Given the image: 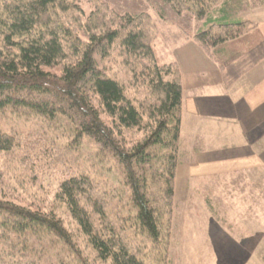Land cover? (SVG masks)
Here are the masks:
<instances>
[{
  "label": "trees",
  "instance_id": "trees-1",
  "mask_svg": "<svg viewBox=\"0 0 264 264\" xmlns=\"http://www.w3.org/2000/svg\"><path fill=\"white\" fill-rule=\"evenodd\" d=\"M163 1L178 14L189 11L204 20L222 0ZM219 12L222 18H209L223 32L217 44L237 39L241 28H256L248 19H232L227 8ZM80 13V4L70 0H0V110H24L35 120L28 134L0 130V154L23 156L28 163L42 159L31 151L33 145L48 158L59 149L53 163L68 169L50 209L0 198V240L10 264H66L62 249L78 264H88L82 245L103 264H146L133 230L161 251L170 246L180 70L176 63L158 61L149 14L114 16L105 5L84 20ZM210 32L196 34L195 40L205 47ZM230 32L236 34L227 36ZM114 50L131 69L130 90L108 75L104 59ZM57 126L69 135L56 136ZM21 136H35L26 142L33 155L26 154ZM84 140L112 161L125 185L119 194L86 163ZM61 209L73 228L57 212Z\"/></svg>",
  "mask_w": 264,
  "mask_h": 264
},
{
  "label": "rangeland",
  "instance_id": "rangeland-1",
  "mask_svg": "<svg viewBox=\"0 0 264 264\" xmlns=\"http://www.w3.org/2000/svg\"><path fill=\"white\" fill-rule=\"evenodd\" d=\"M80 4V8L83 10L81 14L82 19H86L87 16L95 9L101 8L103 5L107 6L108 11L112 15H138L141 13H147L151 16L154 23L156 34L153 41L155 53L157 59L161 63H174L170 62L173 58V54L177 53L179 44L182 39H193L195 35L202 31H209L207 49H211L214 46L216 48H222V43H215L219 39V36L223 32H219L217 28H213L216 25H212L209 18L212 19L222 18V14L219 12L222 8L229 10L228 14L235 19L239 16L249 15L251 5L252 7L257 3H263L264 0H231L228 3L222 0L219 4L210 8V17H206L204 20H199L189 11H182V13H176L171 6L163 0H70ZM78 14L77 11H75ZM241 18V17H240ZM249 20V19H248ZM252 21V20H250ZM254 23V22H253ZM255 24V23H254ZM255 28V27H254ZM253 28V29H254ZM247 27L237 30L239 35L237 38L249 35L257 39V32L252 31ZM154 33V32H153ZM229 33V32H228ZM227 33V34H228ZM236 33L230 32L227 36H232ZM235 37H231L233 40ZM249 38V36L247 37ZM254 39V40H255ZM248 40V39H247ZM227 42V41H226ZM225 43V42H224ZM214 45V46H213ZM204 47V48H205ZM176 49V51H175ZM216 50V49H215ZM114 50L110 57L104 59V63L108 66V75L118 80L128 90L131 89V78L133 75L131 69L125 66V62L122 57ZM35 124V120L32 119L30 114L23 111L0 110V130L7 133H20L25 132L28 134L29 129ZM57 132L56 136L61 137L62 134H68L64 126L53 127ZM24 134V135H27ZM22 147H26L29 143L36 140L35 136H21ZM20 137H18L19 139ZM25 144V145H24ZM82 155L86 160V163L92 165L91 168L96 174L103 175L107 181V189H112L116 194H119L122 187L125 189L124 181L120 177L119 172L116 171L111 160L102 158L96 154L94 144L88 140H84L82 143ZM64 148V144L62 145ZM34 155L38 158H42L38 162H26V158L22 156L21 159L16 160L13 155L7 156L0 154V198L10 199L16 203L24 204H44L46 208L50 209L54 204V194L60 181L68 175L62 165L53 163V156H57V152L53 153L51 158L41 153V147H30ZM29 148L24 150L29 154H32ZM66 151V150H65ZM33 155V154H32ZM181 158V157H180ZM6 164V165H5ZM180 159L177 168V179L175 187V205L173 208V221L171 230L170 246L166 250H160L157 244L148 239L140 231L133 230L136 233L135 236L144 248L141 257L145 260L146 264H264V233L256 234V239L246 242V248H241L235 242L236 236L234 232L224 229L223 224L227 222H233L234 217H210L204 216L207 205L213 213L217 211V204L223 196V191L220 192L221 196L217 194L216 187L207 185L208 193L212 196L213 200H207L204 198L208 195L202 193H191L190 185L194 184L196 189L197 184H201L198 187L202 190L201 178L189 181V184H185L188 178V168ZM35 168V171H31ZM38 169L40 173L38 172ZM230 177V178H229ZM231 179L230 181L228 180ZM234 176L227 177V182L224 187L229 186V190L226 192L232 193L234 185L237 182L234 181ZM209 180V179H208ZM187 181V180H186ZM209 182H211L209 180ZM235 182V183H234ZM197 183V184H196ZM234 183V184H233ZM212 188L214 190H212ZM198 189V188H197ZM213 191V192H212ZM217 196V197H216ZM127 200L124 202L127 204ZM216 200V201H215ZM124 204V203H123ZM231 205L232 201H228ZM61 217L66 213L61 210H57ZM132 212V211H131ZM217 213V212H216ZM68 227L73 228V222L67 217H63ZM207 220V221H206ZM213 220L215 223H213ZM218 220V222H217ZM220 221V222H219ZM225 222V223H224ZM219 223V224H217ZM264 226V218H259V225ZM221 230H225L221 232ZM1 239V238H0ZM4 242L0 240V264H10L11 259L7 257ZM83 243V242H82ZM81 243V244H82ZM84 254L87 257L88 264H103L99 259L95 257L87 246L82 245ZM61 257L66 264H78L75 257L68 253L65 249L61 251ZM59 256V258H61Z\"/></svg>",
  "mask_w": 264,
  "mask_h": 264
},
{
  "label": "crops",
  "instance_id": "crops-1",
  "mask_svg": "<svg viewBox=\"0 0 264 264\" xmlns=\"http://www.w3.org/2000/svg\"><path fill=\"white\" fill-rule=\"evenodd\" d=\"M249 8V15L237 18L256 24L257 39L251 32L209 50L182 39L170 61L180 70L183 90L178 163L183 161L190 178L184 182L201 178L202 190L193 183L190 191L207 194L205 202L213 200L207 185L216 187L219 197L224 192L216 196L217 213L207 205L204 216L234 217L220 224L234 232L243 249L264 233L259 225L264 218V2ZM231 174L237 182L229 193L223 184Z\"/></svg>",
  "mask_w": 264,
  "mask_h": 264
}]
</instances>
